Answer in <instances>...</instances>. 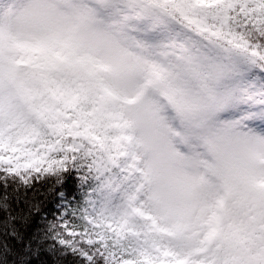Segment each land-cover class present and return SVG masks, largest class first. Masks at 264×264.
I'll use <instances>...</instances> for the list:
<instances>
[{"label": "snow or ice", "instance_id": "obj_1", "mask_svg": "<svg viewBox=\"0 0 264 264\" xmlns=\"http://www.w3.org/2000/svg\"><path fill=\"white\" fill-rule=\"evenodd\" d=\"M0 264H264V0L0 8Z\"/></svg>", "mask_w": 264, "mask_h": 264}, {"label": "clouds", "instance_id": "obj_2", "mask_svg": "<svg viewBox=\"0 0 264 264\" xmlns=\"http://www.w3.org/2000/svg\"><path fill=\"white\" fill-rule=\"evenodd\" d=\"M23 3L24 0H2V3H0V8L10 7L12 9V14L15 15Z\"/></svg>", "mask_w": 264, "mask_h": 264}, {"label": "rangeland", "instance_id": "obj_3", "mask_svg": "<svg viewBox=\"0 0 264 264\" xmlns=\"http://www.w3.org/2000/svg\"><path fill=\"white\" fill-rule=\"evenodd\" d=\"M139 86V82L137 80H132L128 85V95L132 98L135 97V90Z\"/></svg>", "mask_w": 264, "mask_h": 264}]
</instances>
